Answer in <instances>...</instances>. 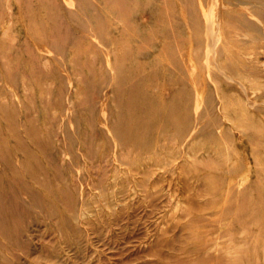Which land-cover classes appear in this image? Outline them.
<instances>
[{"label":"rangeland","instance_id":"1","mask_svg":"<svg viewBox=\"0 0 264 264\" xmlns=\"http://www.w3.org/2000/svg\"><path fill=\"white\" fill-rule=\"evenodd\" d=\"M0 264H264V0H0Z\"/></svg>","mask_w":264,"mask_h":264}]
</instances>
